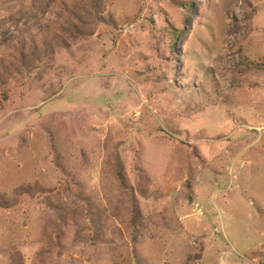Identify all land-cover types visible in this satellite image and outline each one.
<instances>
[{"label":"rangeland","instance_id":"374dc122","mask_svg":"<svg viewBox=\"0 0 264 264\" xmlns=\"http://www.w3.org/2000/svg\"><path fill=\"white\" fill-rule=\"evenodd\" d=\"M0 264H264V0H0Z\"/></svg>","mask_w":264,"mask_h":264},{"label":"trees","instance_id":"16d2710c","mask_svg":"<svg viewBox=\"0 0 264 264\" xmlns=\"http://www.w3.org/2000/svg\"><path fill=\"white\" fill-rule=\"evenodd\" d=\"M172 33L174 34V36L177 35V32L175 30H173Z\"/></svg>","mask_w":264,"mask_h":264}]
</instances>
